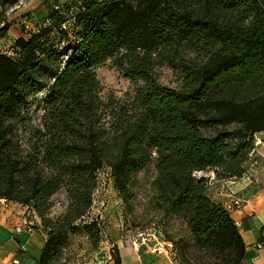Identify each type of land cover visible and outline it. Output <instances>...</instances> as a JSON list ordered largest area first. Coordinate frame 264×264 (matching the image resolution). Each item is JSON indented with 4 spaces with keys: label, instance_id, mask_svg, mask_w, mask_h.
<instances>
[{
    "label": "trees",
    "instance_id": "1",
    "mask_svg": "<svg viewBox=\"0 0 264 264\" xmlns=\"http://www.w3.org/2000/svg\"><path fill=\"white\" fill-rule=\"evenodd\" d=\"M20 1L0 6L5 11ZM181 46L201 60L181 57ZM165 48L177 86L155 74L154 56ZM108 60L133 84L124 97L103 93L97 68ZM43 91L42 120L30 125V106ZM258 132H264V0L56 1L36 29L24 30L0 54V196L41 218L47 241L37 264H51L78 231L101 170L110 171L130 209L137 175L151 165L153 207L186 222L195 264H242L243 237L228 209L208 195L209 177L197 174L248 173ZM60 191L67 205L54 219L51 197ZM85 228L96 241V221ZM189 246L179 256L187 264ZM115 262L121 264L117 253Z\"/></svg>",
    "mask_w": 264,
    "mask_h": 264
},
{
    "label": "rangeland",
    "instance_id": "2",
    "mask_svg": "<svg viewBox=\"0 0 264 264\" xmlns=\"http://www.w3.org/2000/svg\"><path fill=\"white\" fill-rule=\"evenodd\" d=\"M39 1L40 5L35 6L36 10H39L37 16L33 14V10H29L28 12L23 11L15 16L16 18L22 19L20 25L23 30H26L25 21L35 25L41 18L48 14L49 6L52 3L56 1L64 2L66 0ZM0 14L1 17L4 16L3 18L10 22L6 10ZM53 34L56 35L55 41L57 44H64L63 36L56 34V32ZM168 53L169 49L165 48L160 53L155 54V74L161 83L169 86H177L179 84V77L165 58V55ZM179 55L186 60H201V55H198L195 51L185 46L179 48ZM97 75L103 86L105 96L113 95L121 98L125 96L127 91L133 89L131 81L114 66L112 60H108L105 64L100 65L97 68ZM46 95L47 91L40 92L37 99L32 102L28 115L30 125L40 124L44 114L43 103ZM18 126L19 138L22 142L23 136L26 134L22 126ZM208 173L209 171H203L197 175L199 177L207 176ZM155 176L154 165H151L137 175L136 196L132 201V207L129 209L116 191L110 171L108 169L101 170L99 172L100 183L94 194L91 209L77 222L79 227L78 231L69 234L64 247L52 259L51 264H116L115 253L120 255L117 242H123L127 246H130L128 244L130 242L128 236L139 232L153 233L157 236V239L152 238V240L142 245L148 244L153 247L158 240L172 242V247H168V254H162L170 256L177 264H187V262L184 263L181 261L179 256L180 249L188 243L190 245L188 248L189 263L195 264L198 258L196 255L197 251L193 246L192 236L186 222L178 216H165L163 212L153 207V196L155 194L153 181ZM51 201L52 207L48 213L50 217L57 219L63 214L67 205L65 192L60 191L53 195ZM34 215L38 216L42 222L36 212ZM93 220L96 221L97 228L99 229V237L96 241L90 238L85 228V225Z\"/></svg>",
    "mask_w": 264,
    "mask_h": 264
},
{
    "label": "crops",
    "instance_id": "3",
    "mask_svg": "<svg viewBox=\"0 0 264 264\" xmlns=\"http://www.w3.org/2000/svg\"><path fill=\"white\" fill-rule=\"evenodd\" d=\"M19 3L20 7L13 11H10L11 8L6 9L10 26L1 41L0 54L24 35L20 25L22 19L15 16L29 10H33L35 16L38 14L39 10L35 6L40 5L39 0H21ZM2 12L3 8L0 6V13ZM3 17L0 16V22L4 20ZM260 150L263 155L259 156L258 163L241 177L217 178L213 177V170L207 175L208 195L228 209L246 244L242 264H264V248H256L257 244H264V145ZM236 197L244 200L240 207L234 203ZM25 211V206L12 201L7 205L0 204V264H37L41 257L47 235L37 230L19 233L14 230ZM117 244L121 264H177L170 256L153 252L148 244L135 246L131 240L128 242L130 246L123 242Z\"/></svg>",
    "mask_w": 264,
    "mask_h": 264
},
{
    "label": "built area",
    "instance_id": "4",
    "mask_svg": "<svg viewBox=\"0 0 264 264\" xmlns=\"http://www.w3.org/2000/svg\"><path fill=\"white\" fill-rule=\"evenodd\" d=\"M20 3L14 5L11 7V11H13L15 8H19ZM8 22L7 19H4L3 21L0 22V28L4 27ZM25 28L26 30H34L36 29V24L34 25L33 23H29L25 21ZM3 35H0V44L1 41L3 40ZM9 48L6 47L3 52L7 51ZM264 145V134L263 132H258L254 136V145L253 148L250 152V155L254 158L251 167H254L258 163V159L260 155H263V153L260 150V147ZM215 177V175L213 176ZM11 201L8 200L5 197L0 196V204L2 205H7ZM244 200L236 197L234 200V203L237 207H240L243 204ZM35 211L29 207H26L25 213L20 217L19 221L16 223L14 230L16 232H33L35 230L37 231H42V222L39 220L38 216H35ZM128 238L132 241V243L135 246H140L142 244H145L147 241L152 240V238L157 239L156 234L153 233H146V232H139L136 234H133L131 236H128ZM168 247H172V242L168 241H159L151 247L153 252H158V253H167L168 252ZM257 249L264 248L263 243H259L256 246ZM18 262V261H16Z\"/></svg>",
    "mask_w": 264,
    "mask_h": 264
}]
</instances>
